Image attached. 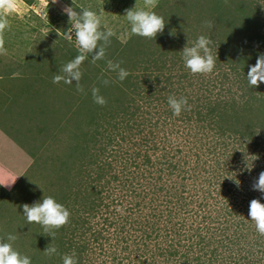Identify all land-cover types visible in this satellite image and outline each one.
Masks as SVG:
<instances>
[{"label": "trees", "instance_id": "1", "mask_svg": "<svg viewBox=\"0 0 264 264\" xmlns=\"http://www.w3.org/2000/svg\"><path fill=\"white\" fill-rule=\"evenodd\" d=\"M183 10L182 8H179L178 11L172 9L173 14L182 11L181 14L185 17L177 16L180 22L176 26L169 27L166 25L164 32L152 39L151 47H149L151 53H162L159 56L157 54L156 62L163 61L161 56L165 57V54H173L169 49L165 52L168 42L165 40L169 38L170 30L178 28L181 31L183 22L189 24L190 20H195L194 22L201 21L200 31L202 35L213 40L211 47L216 60L215 64H226L224 66L227 72L222 76L219 75L212 82L209 81L207 75H211L213 72L210 74H196L198 78H201L198 83L200 84L199 88L194 92V95L187 93L189 95L184 97L187 98L188 103L194 100L191 103L193 105L188 104L190 111H182L180 116H174L172 109L169 108L168 98L172 94L178 98L174 93L183 91L188 85L174 91L172 87L175 84L177 85V82L174 83L171 81L172 78H168L166 83L171 87L169 97L157 96L160 93L157 89L158 92H156L152 86L145 88L146 81L141 80L142 78L135 75L133 71L135 68L139 69L138 66L143 62L145 58L142 54L143 47L151 38L137 39L138 35H133L130 38L131 43L126 45L128 46L127 49L133 52L134 58H136L135 60L132 59V63L129 60L135 68H125L130 75L121 81L117 72L107 69L113 76L105 74L97 77L95 84L101 86L99 94L104 96L107 104L101 106L95 103L93 99L88 98L83 105H80L84 109L78 112L76 119H72L76 121L73 123V127H66V134L69 139L66 154H68L70 161L63 158L65 164L63 172L66 173L64 181L67 185L55 181L51 185L61 196L54 199L64 205L70 212L69 223L56 230L61 235L55 236V242L52 241V237L47 236L42 226L35 222L22 225L21 222H18L10 232V234L16 236V240L11 242L13 248L21 255L29 257L31 264H63L62 257L73 253L78 260V264H91L95 252L94 245H96V249L102 252L105 243L108 241L107 237L104 236L107 230L115 229L117 233H124L128 227L134 230L135 225H137L135 227L136 231L145 235V243L147 241L152 243L153 239L158 241L155 248L151 250L153 253L152 259H146L151 260L148 264H261L264 261V235L257 232L255 222L251 221L249 216L250 202L253 199H258L264 204V193L255 191L252 188L253 182L258 178L259 173L264 172V83H261L259 87H252L246 77L249 66H254L258 55L264 53V12L260 5L252 0H211L205 6V9L202 3H197L196 6L193 5V8L188 7L187 10ZM199 10H204V13L199 12ZM197 13L201 16L196 17ZM206 21H212L213 27H206ZM113 48L117 49L116 54L119 60L124 58L122 53L119 52L121 48ZM174 55L170 59L173 68L177 67L179 71H183L180 78H187L192 73L185 67L181 57L182 54L180 57L178 53H174ZM128 59H125V63ZM71 60L70 54H64L62 56V66H59V60L54 66L60 70ZM111 61L116 63V60L112 59ZM91 63L93 64L90 60V65ZM83 65L85 64L83 63ZM102 65L103 68H107V61ZM105 80L109 81L107 86L103 83ZM226 83H228V86L225 87ZM210 87L214 89L219 87L217 90H219L220 98L214 100L202 98V93L211 90ZM233 91V98L238 95L242 105L235 107L236 105H229L223 101H221L223 104L219 103L217 105L219 100L226 96L221 97L222 93L231 94ZM156 100L164 102L169 108L166 107V117H173L182 123L184 122L182 116L188 120L194 117L192 109L196 107L194 108L196 110V122L206 123L204 126L208 127L203 136L197 140L199 142L205 139L209 142L211 140L212 144L206 150L211 153L212 157L209 155L210 157L200 161L199 155L195 153L198 157L196 167L206 171V174H212V180L214 179L215 182L208 183L210 177H206L202 180V184L195 187L200 188L198 196L192 194V199L189 201H182L185 199L178 197L173 192V187L167 184L168 178L180 168L181 160L188 157L185 155L184 158H181L178 155V150L182 152L183 146L182 149L180 147L175 148L174 153L167 148L163 153V162H151L147 155L137 153L135 155L136 159L144 156V162H141L144 168L142 169L140 163H137L136 168L140 171L133 173L134 179L132 180L128 177V174L125 175L124 177L128 178L122 183L120 180L127 168H125L126 170L121 169L115 163L108 164L106 160L101 158L104 157L109 146V142L105 143L103 127L108 125L115 127L116 122H118L123 125L122 128H129L128 123L140 114L141 101L145 104L146 101L150 102L148 104L150 106ZM90 106H92L91 109ZM231 110L233 111L229 113ZM136 117L134 122H136ZM174 126L177 129L180 127L178 124ZM182 133L186 136L190 135V133L184 131ZM103 139L104 141H102ZM234 142H236V145L238 144L237 146L241 150L234 146ZM185 146H188L187 143ZM252 163L256 166V169L251 172L254 180H249L245 186H237V183L245 179L242 174L247 173V167ZM245 165L247 167L241 173ZM150 168L155 170L149 171ZM149 174H151L149 176L151 180L156 179L160 183L153 184L149 188L150 182L147 181V175ZM81 178L86 180L82 182ZM104 179L109 186L113 182L119 183L123 190H126V197L137 195L140 198L139 202H143L148 207L147 213L136 212L137 210L124 209L123 207L113 209V211L106 209L103 213L106 207L109 208V205H104V200H111V196L105 193V188L101 187L100 182ZM135 186H137L135 190L140 191V193L134 191L130 193ZM99 187L102 188L100 191L97 189ZM200 193L201 196L199 197ZM103 194H105V197H103ZM202 196H205L206 200L216 201V206H214L216 209L208 211L205 215L203 221L205 229L196 230V233L205 231L208 240L200 234V239L189 242L190 238L187 234L190 233L191 229L186 230V234L182 233L184 222L183 224L177 223V220L182 214L190 215L192 211L188 209V206L198 202ZM157 201L160 203L155 206ZM111 202L113 204L119 201L111 200ZM201 204L199 203L200 208L203 206ZM175 205H178L179 209H175ZM205 205L208 207L207 203ZM101 208L104 209L101 210ZM214 212L216 213L215 217H213ZM98 214H105L106 216L101 215L102 222L98 221L95 226V228L97 226L101 228L95 231L94 228L89 226L88 217L96 218ZM184 220L186 221V218ZM28 225H36L42 230L23 243L19 235L22 228ZM157 225H163L160 229L163 232H158L157 235L153 236ZM150 230H152L151 233ZM182 235H184L183 239H181ZM196 236L198 235L196 234ZM175 237H179V239L177 240ZM17 242L19 245H14ZM45 242L51 243L50 246L57 248L56 255L50 258L46 255V258H42L45 254L43 251L46 249L41 248V246ZM121 242L124 243L125 239L120 238L117 241V243ZM126 243L131 245L128 239H126ZM138 244L135 242L132 250H129L130 247L127 246L122 251L129 253L127 256L138 255ZM146 245H144L146 249L151 246L149 243ZM47 246L46 244L44 247L47 248ZM121 254V252L111 250L110 252H103L106 258H104V261L106 263L110 261L112 264H123L126 257ZM143 255L145 256V254ZM155 257H162L164 260H154ZM134 262L135 264H146L138 257Z\"/></svg>", "mask_w": 264, "mask_h": 264}, {"label": "rangeland", "instance_id": "2", "mask_svg": "<svg viewBox=\"0 0 264 264\" xmlns=\"http://www.w3.org/2000/svg\"><path fill=\"white\" fill-rule=\"evenodd\" d=\"M210 1L159 0L158 6L154 11L157 15L164 18L166 25L174 27L180 22L177 16H185L181 14L182 11L178 14H173L172 9L176 11L179 8L187 10L188 7L193 8V5L195 4L196 6L197 3H202L205 9V6ZM252 1L260 5L264 12V0ZM136 3L138 7L143 8V0H74V5L72 4V0H57L56 3H52V0H17L16 9L6 14L10 23V30L4 33L7 54L0 55V137L3 136L0 138V168L2 165H7L10 170H0V240L8 242L7 237L18 222H21V225L24 223L28 224L27 218L23 213L22 206L24 204L31 205L35 202L42 201L44 195L53 198L61 197L51 184L55 181L67 185L64 181V175L66 176V173L63 172L65 169L63 158L66 161H70L68 154H66L68 150L67 144H69L66 127L68 126L70 128L76 122L72 119H76L78 112L84 109L80 105H83L88 98L93 99L92 89L101 88V86L95 84L97 77L104 76L105 74L113 76V74H110L111 72H108V67H102V63L113 59L116 60V63H120L121 68L123 66L124 69L130 67L135 68L131 63L132 59L135 60L136 58H134L133 52L129 51L127 49L128 46H126L131 43L130 38H132L133 34L130 31L131 25L124 15L126 14V10L134 8ZM66 6H72L78 12L82 11V7L95 11L98 14L104 10L102 30L111 29L115 33L110 38V44L106 47L105 59H101L90 65V60L92 62V54H87L88 59L83 62L85 65L82 64L83 67L81 66L83 76L80 84L84 88V92L82 93L76 90L75 82L71 85L65 84L63 81L58 84L52 82L54 75L61 74L56 66H54L56 62L59 60V66L61 67L62 56L64 54H70L72 60L80 54L74 38L75 33H72L73 38L71 42L68 39V31L71 28V24L69 17L63 11ZM199 12L204 13V10H199ZM199 15L197 13L196 17ZM194 21L190 20L189 24L183 22L181 31L178 28L170 30L171 36L169 35V38L165 40L168 41L165 52L169 49L173 54H165V57L161 56L163 61L160 63L156 61L162 53L152 54L149 49L153 40H148L144 44L142 54L145 58L141 65L138 66L139 69L135 68L133 73L142 78L141 80H144V82L146 81L144 84L145 88L152 86L153 89H157L159 92L157 90L156 92L160 93L157 94L159 97H169L170 95L169 91L171 87L166 83L168 78H172L171 81L174 83L175 81L177 82V85L175 84L172 87L174 91L177 88L179 90L182 86L188 85L183 91L174 93L178 98L186 97L190 93L194 95V92L200 86L198 83L201 78H198L196 74H190L184 79L180 78L183 71H179L177 67L174 69L170 61L174 53H178L180 57L184 47L187 44L192 46L197 38L202 35L200 31L202 26L201 21ZM104 25L107 26V29L104 28ZM136 38L144 39L141 36H137ZM113 47L121 48L119 52L122 53L123 60L117 58V49ZM153 49L155 50L154 46ZM127 58L129 59L125 63V59L127 60ZM182 61L184 62V60ZM224 65L226 64H215L214 74L207 75L209 76L210 82L217 79L219 75L222 76L227 72ZM134 80L136 79L134 78ZM178 85L181 86L178 87ZM226 86H228V83L225 84ZM210 88L211 90L209 89L207 92L204 91L202 93V98H210L212 100L220 98L219 90H217L219 87L215 89ZM187 93L189 94L187 95ZM233 95L234 91L231 94L222 93L221 97H225L221 98L217 105L222 103L221 101L229 105H236L235 107L242 105L238 95H235L234 98ZM193 101L188 104L193 105L191 104ZM202 102L207 103L205 101ZM149 103L146 101L145 104L141 101L140 114L137 117L135 116L136 122H134V117L128 123L129 128H122L123 125L118 122H116L115 127L111 125L103 127L104 130L102 131L106 139L105 143L109 142V146L104 157L101 158L106 160L108 164L115 163L121 169L127 168L120 180L122 183L128 177L131 180L134 179L133 173L140 171L137 170L136 165L137 163L141 165V162H144V156L136 159L135 155L137 153L147 155L151 162H163V153L167 148L174 153L175 148H181L183 146L182 152L178 150V155L181 158H184L185 155L188 157L187 159L181 160L180 168L168 178L167 184L173 187V192L178 197L185 199L182 201H189L192 199V194L198 196V190L200 188L195 187L202 184V180L206 179V177H210L209 181H207L208 183L215 182L214 179L212 180V174H206V171L196 167L198 165L197 155H199L200 161L211 156V153L206 150L212 144L211 140L210 142L207 139L201 142L197 140L203 136L208 127L204 126L206 123L201 124L196 122V110H194L196 107L192 109L194 117L188 120L182 116L184 121L182 123L173 117H170L171 119L166 117L165 111L167 105L164 102L156 100L150 106L148 105ZM91 108L92 106H90ZM233 110L229 111V113ZM95 124L97 125L98 123ZM175 124H178L181 129L180 127L177 129L174 126ZM139 125L141 126L139 127ZM100 128L102 129V127ZM183 131L188 134L190 133V135L186 136L182 133ZM5 140H9V142H5ZM186 143L188 146H185ZM234 143V146L241 150L237 146L238 144L236 145V142ZM98 145L101 146L100 143ZM5 148H7L6 151H2ZM254 166V163L248 167L245 165L241 173L244 172L246 167L248 170L247 173L242 174L245 176V179L243 178L244 180L239 183V186H245L249 180H254V177L251 175V172L256 169V166ZM14 168L17 169L14 170ZM141 168L143 169L144 165H141ZM154 170L152 168L149 169V171ZM127 174L128 177H124ZM150 175H147V181L150 182L149 188L153 184L157 185L156 183H160L156 179L151 180L149 178ZM85 180V178H81L82 182ZM100 184L101 187L105 188V193L111 196V200L119 201L112 204L110 199H105L104 205H109V208H101V210L104 209L103 213H105L106 209L113 211V209H121L122 207L124 209L137 210L136 212L147 213L148 207L143 202H139L140 198L137 195L134 197H126V190H123L119 183L113 182L109 186L104 179ZM101 187L97 188L98 191L102 189ZM136 187L130 193L133 191L140 193V191L135 190ZM200 196L201 193L199 194ZM103 197H105V194H103ZM158 203L160 202H155V206ZM199 203H202V208L199 207ZM205 203L208 204V207ZM214 206H216V201L206 200L205 196H202L198 202L188 206V209L192 211L190 215L182 214L179 217L177 223L183 224L184 222L182 225V233L186 234V230L189 231L191 229L190 233L187 234L188 238H190L189 242L200 239V234L208 240L205 231L196 233V230L205 229V223L203 222L205 215H207L208 211L216 209ZM178 207V205L174 206L175 209H179ZM101 215L106 216L105 214H98L96 218L92 216L88 217L90 221L89 226L94 228L95 231L101 228L98 226L95 228L98 221L102 222ZM215 215L216 213L214 212L213 217ZM185 218L186 221L184 220ZM135 227L134 230L128 227L124 233H117L115 229L107 230L104 236L107 237L108 241L105 243L102 252L96 249V245H94L95 252L91 264H112L110 261L106 263L104 261L105 256L103 255V252H110V250L117 251L118 253L121 252V255L126 257L123 264H135L134 261L137 257L148 264L151 260L146 259H152L153 253L151 250L155 248V244L158 241H154L153 239L152 243L150 241L145 243V235L137 232ZM162 227L163 225H157L153 236L157 235L158 232H163V230L160 231ZM41 230L36 225L24 226L19 237L24 243ZM151 232L152 230H150ZM58 235L61 234L55 230V236ZM49 237L51 238V236ZM183 237L184 235H182L181 239ZM120 238L125 239V242L117 243ZM175 238L177 240L179 239V237ZM126 239L129 240L131 245L126 243ZM52 241L55 242L54 239ZM135 242L139 243L138 255L127 256L129 253H125L122 250L127 246L130 247L129 250L134 249L133 244ZM45 243L41 248L46 249L44 247L46 244L52 245L51 243ZM147 243L151 245L148 249L144 247ZM14 245L18 246L19 243L17 242ZM42 258H46V255L44 254ZM154 260L163 261L164 258L155 257Z\"/></svg>", "mask_w": 264, "mask_h": 264}, {"label": "clouds", "instance_id": "3", "mask_svg": "<svg viewBox=\"0 0 264 264\" xmlns=\"http://www.w3.org/2000/svg\"><path fill=\"white\" fill-rule=\"evenodd\" d=\"M57 0H52L56 3ZM159 0H143V8L138 7L136 3L134 8L127 9L124 17L130 23V31L133 35H138L145 38L155 39L158 34H162L165 30L166 23L162 16L157 15L154 9L158 6ZM74 5V0H72ZM17 7V0H0V55H6L4 33L10 30V23L7 18V13L15 10ZM78 12L72 6H66L63 11L69 17L71 28L68 31V39L71 42L75 33L76 46L80 54L73 60L66 63L59 72L61 74L54 75L52 82L65 84H76L78 92H84L83 86L80 84L82 79L81 66L83 62L88 59L87 54H92V62L95 63L106 57V47L110 44V38L115 35L111 29L102 30V16L104 10L99 14L88 8H81ZM205 26L213 27L212 21H206ZM213 40L204 35H200L197 40L189 46L188 44L181 51L185 67L188 68L192 74H210L215 68V57L212 54ZM108 69L118 73L121 81L125 80L130 73L120 67V63H114L111 60L107 61ZM247 81L252 87H259L264 83V53L258 55L254 66H249L247 73ZM107 86L109 81H103ZM99 88L92 89L93 101L101 106L107 104L106 99L101 96ZM168 104L173 111L174 116H180L182 111H190L187 98H176L170 96ZM237 183V182H236ZM239 186V183H237ZM253 190L264 193V172H260L258 178L254 180L252 185ZM23 213L27 218L29 224L35 222L40 224L47 236L55 238V230H58L69 223L70 212L68 209L58 203L53 197L45 196L42 201L35 202L31 205L24 204ZM249 216L251 221L255 222L257 232L264 235V204L258 199H253L250 202ZM16 240V236L9 234L7 241L0 240V264H31L29 257L21 255L13 248L12 241ZM45 255L51 257L56 255L58 250L54 246L48 245L43 251ZM63 264H78L75 254L64 255L62 257Z\"/></svg>", "mask_w": 264, "mask_h": 264}, {"label": "crops", "instance_id": "4", "mask_svg": "<svg viewBox=\"0 0 264 264\" xmlns=\"http://www.w3.org/2000/svg\"><path fill=\"white\" fill-rule=\"evenodd\" d=\"M3 136H1L0 138H2ZM5 142H9V140H5ZM7 148L3 149L2 151H6ZM4 154V153H2ZM2 165V164H1ZM9 166L7 165H2V167L0 168L1 171H6V170H10L8 169ZM17 168H14V170H16Z\"/></svg>", "mask_w": 264, "mask_h": 264}]
</instances>
